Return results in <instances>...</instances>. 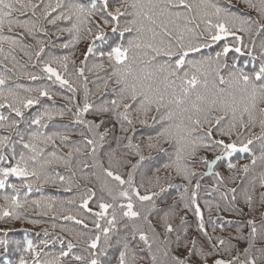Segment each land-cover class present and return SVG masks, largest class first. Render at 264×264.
Here are the masks:
<instances>
[{
    "label": "snow or ice",
    "instance_id": "1",
    "mask_svg": "<svg viewBox=\"0 0 264 264\" xmlns=\"http://www.w3.org/2000/svg\"><path fill=\"white\" fill-rule=\"evenodd\" d=\"M243 3L257 13V19L233 12L230 0L227 6L217 0H0V31L7 27L8 31L20 28L29 36L38 31L46 34V23L71 36L64 48L90 40L80 66L69 73V63L76 61H70L68 55L45 59L42 41H37L39 47L33 53L20 41L0 36L13 50L19 46L30 60L35 56L34 66L39 65L40 74L22 73L28 80L45 78L72 93L64 99L75 104L74 123L87 133L80 132L82 139L60 155L56 141L67 145L69 131H46L55 116L65 115L63 109L56 111L45 103L53 101L56 93L50 86H10L9 77L0 74V109L7 112H0V193L4 201L0 221L39 223L28 219L27 209L35 206L46 215L57 202L51 197L29 200V195L34 188L41 191L37 185L59 184L65 191L73 186L78 189L77 212L63 219L88 230L74 234L67 230L84 245L86 255L73 254L77 244L72 240L50 259H41L43 249L37 251L30 239L22 245L15 242L21 253L31 255L32 264H62L69 257L78 264H111L106 258L114 248L117 264H208L209 257L216 255V245L205 251L195 238L188 241L186 216L180 215L179 223L174 224L178 210L175 202L166 203L164 194L175 187L173 173L191 184L198 167L206 169L203 175L214 176L216 185H224L225 178L215 170L222 161H227L229 172L238 170L241 180H247L241 189L242 199L250 212L259 210L260 220L257 223L253 217L246 222L250 231L243 259L239 255L213 258L212 264H264V0ZM16 13H30L32 19L21 21ZM61 23L65 26L60 27ZM214 45V52L205 53ZM90 57L98 61L91 67ZM244 57L248 59L242 64ZM93 70L106 72L103 88L111 85L114 97L99 105L89 102L85 71ZM81 78L82 106L76 103L75 86ZM33 108L37 111L29 114ZM85 114L115 118L122 135L114 138V147L108 143L110 129L99 131L107 121L86 119ZM137 124L154 129V135L137 139ZM153 153L167 159L153 166ZM234 154H247L249 162H231ZM74 156L83 158L74 163ZM53 165L62 166L70 175L61 174ZM78 172L86 182L82 190L74 180ZM13 178L19 184L12 182ZM229 179L235 182L234 175ZM200 187L197 180L190 196L185 187L180 199L184 210L193 211L199 231L211 243L197 198ZM237 191L232 187L222 193L224 200L231 194L233 209L238 203ZM238 211L243 214V209ZM85 219H91L92 229ZM10 231L0 228V264H12L7 257ZM44 234L48 235L46 230ZM217 240L219 245L227 244L225 251L236 247L219 237ZM40 243L48 245L47 240ZM60 243L64 244L63 239ZM18 264H29V260L21 254Z\"/></svg>",
    "mask_w": 264,
    "mask_h": 264
},
{
    "label": "trees",
    "instance_id": "2",
    "mask_svg": "<svg viewBox=\"0 0 264 264\" xmlns=\"http://www.w3.org/2000/svg\"><path fill=\"white\" fill-rule=\"evenodd\" d=\"M46 2V0H45ZM222 6H227L229 0H217ZM231 2V10L236 12L238 15H244L245 17H251L252 19H257V13L251 9H249L244 3L243 0H230ZM21 21H25L28 19H32L30 13L25 15H20L19 13L14 14ZM63 23L60 24V27H64ZM43 28L46 29V34L44 31H38L33 36H29L26 33H23V30L20 28H13L12 31H8L7 27H5L2 31H0V36L10 37L20 41L21 44L27 46V50L30 52H35L38 50L37 41H42L45 45V53H43V57L47 59L49 55H68L70 61H76L75 64L69 63L68 71L69 73H73L75 68L80 66L79 61L83 59V52L86 50L87 44L90 42L88 39H82L74 46H70L69 48H64L62 45L66 42H69L72 38L68 33H60L57 27L43 24ZM23 33V34H22ZM82 36L85 34L82 33ZM111 35V34H110ZM0 49H3L0 52V74H3L9 77L8 83L9 85L13 84H22L26 87H48L50 86L52 91L56 93L53 101L45 100V103L53 106L56 111L63 109L65 111V115L63 117L55 116L52 121L49 122V127L46 129L47 132H55L60 131L64 132L65 129L69 131V142L67 145H62L59 140L56 141V147L59 150V154L63 155L69 151V148L73 146V142L81 140L82 137L79 135L80 132H85L86 129L83 128L82 125H77L74 123L73 113L75 112V104H70L67 99L64 97L72 96V93L69 92L66 88H60L59 85H53L51 81H48L45 78H42L38 81H30L28 80L22 73L24 72H33L40 74L39 65L34 66L35 56L30 60L27 56L24 55V52L21 50L19 46H17L14 50L10 48L9 44L6 41H0ZM216 50V46L214 45L212 49L205 50L207 52H214ZM15 57V60L12 57ZM247 57L241 58V63L243 64ZM93 62H98L96 57H90L88 61V66L91 67ZM251 68V64L248 65ZM105 68H107V61L105 60ZM42 75V74H41ZM85 77H87V87L89 89V102L95 105H99L102 101L110 100L113 97L111 93V85L109 89L105 90L103 88V80L107 78L106 72L104 70H93V72L85 71ZM71 79H77L75 76L70 77ZM83 83V79L81 78L78 83L75 85L78 88L76 93V103H79L81 106L83 104L84 98V90L81 87ZM97 85L100 87L98 88ZM68 108L72 109V112H68ZM37 111L36 108L29 110V114H34ZM0 112H4L7 115V112L3 109H0ZM86 119H93L96 122H99L100 119H104L107 123L99 129V131L103 132L104 129H110L108 134V143H110L113 147L115 146V137L122 135L120 131V125L115 121V118L111 116V114H105L104 116H94L92 114H85ZM258 131V129H256ZM0 134H3V130H0ZM129 135L132 133L129 132ZM153 134L154 129H150L148 127L136 125V137L137 139L146 138L147 135ZM108 144H105V148H107ZM82 147V146H81ZM51 150V146L50 149ZM209 158H212V154H207ZM155 159L150 163L153 166H158L160 163H163L167 158L156 153H153ZM83 158L74 156L75 159ZM231 162L237 163L238 165H243L244 163L249 162V158L247 154H234L231 158ZM89 162L91 160L89 159ZM227 161L218 162L216 166V171H219L222 176L225 178L224 185H216V179L214 176L203 175L206 169L202 167H198L195 171L198 173L197 177L192 180L191 184H188L187 181H184L178 177H175L173 173L172 183L175 187L168 190L167 193L164 194V199L167 204H173L175 202L176 208L178 210V215L173 221L174 224L179 223V216L185 215L187 220V240L190 241L192 238L197 240V246L202 247L205 251H210L212 249V245H216L214 251L216 255L210 256L208 259V264H212L213 258H223V259H231L234 255H239L241 259L244 258L243 248L246 246V239L249 233V228L247 227V220L255 217L257 223H259L260 216L259 210L250 212L247 206L244 204L242 199L241 189L247 184V180H241V174L238 170L234 173H231L226 168ZM2 166V165H0ZM53 168L56 171H59L61 174L68 176L70 175L69 171L62 166L57 167L53 165ZM260 171L259 165L256 168V173ZM163 174V173H162ZM255 174V173H254ZM235 176V182L229 179L230 176ZM248 179H251L249 176ZM74 180L79 182L80 190L85 186V181L80 179V173H77V176ZM197 180L200 181L201 187L197 191L198 203L201 207V211L204 218L205 231L208 233V237H211V243L208 242V238L205 237L198 229V220L194 216L193 211L184 210L183 202L180 197L181 194H184V188H188V193L186 195L191 194L193 187L195 186ZM12 182L19 184V181H16L14 178ZM214 185H216V189L214 190ZM91 187V184H88ZM98 186V185H97ZM37 187L41 188V191H34L28 197L29 200L39 199L41 197H51L57 203L54 206L53 211H48V213L42 214L40 211L35 209V206L27 209V217L28 219H33L39 221L37 224L28 223L27 220L24 221H13L9 220L7 223L0 221V228H8L11 229L8 235V239L12 242L9 246V252L7 254L8 259L12 261V264H18L19 256L23 254L27 260H29V264H32V257L29 253H21L20 249L17 248L15 242H22L26 239H30L37 247V251L43 249L41 259H50L53 256L59 254V251L62 248H66V244L68 240H72L74 244H77V247L73 249V254H85L82 250L84 245L78 243L74 238L73 234L76 231H88L87 229H83L82 225L75 224L74 221L64 220L63 216L69 213L76 214L77 208L79 205L78 199V189L73 186L71 191H65L64 186H60L59 184L52 185H37ZM236 187L238 189L236 195L238 203L236 205V209H233L230 201L231 194L228 196V200H224L222 198V193L227 192L229 188ZM11 191L10 189L8 190ZM3 193H0V205L4 204L2 199ZM75 199L76 203L68 204L67 201ZM205 201L208 204H205ZM61 202H64L61 204ZM219 205V208H217ZM258 207V206H257ZM238 209H243V214H241ZM20 211H24L23 209ZM77 218H82L77 216ZM85 223L88 224V228L92 229L91 219H85ZM53 224L56 227H53ZM223 224V228L220 225ZM65 229V230H62ZM45 230L48 235L45 236ZM73 234H70L69 231ZM244 237L243 240H237L236 237ZM217 237L220 239H224L228 243L235 245V249L232 251H225L227 248L226 245H219ZM173 240L175 239V234H173ZM63 239L64 244L60 243V240ZM42 240H47L48 245L45 247L40 242ZM184 241H181V245H183ZM190 246V245H189ZM175 248L176 245L173 244ZM181 252H184L185 249L183 247L180 248ZM144 255V253H141ZM118 251L114 249L109 250L107 260L111 261V264H117ZM198 259V258H197ZM62 264H78V262L71 259V257L64 259ZM139 264H149L148 261H139Z\"/></svg>",
    "mask_w": 264,
    "mask_h": 264
}]
</instances>
